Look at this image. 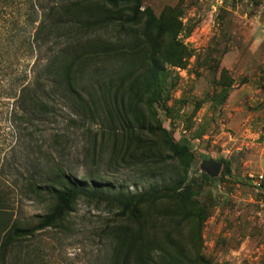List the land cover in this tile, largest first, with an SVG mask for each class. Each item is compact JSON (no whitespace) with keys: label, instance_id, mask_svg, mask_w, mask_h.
I'll return each instance as SVG.
<instances>
[{"label":"rangeland","instance_id":"1","mask_svg":"<svg viewBox=\"0 0 264 264\" xmlns=\"http://www.w3.org/2000/svg\"><path fill=\"white\" fill-rule=\"evenodd\" d=\"M60 1L0 0V231L20 230L0 264H135L147 251L181 264H264V0L141 4L183 52L165 66L167 93L142 113L189 146L198 193L145 203L138 217L80 197L43 225L54 204L44 186L58 171L125 192L180 174L161 133L107 132L52 93L61 41L38 28Z\"/></svg>","mask_w":264,"mask_h":264},{"label":"trees","instance_id":"2","mask_svg":"<svg viewBox=\"0 0 264 264\" xmlns=\"http://www.w3.org/2000/svg\"><path fill=\"white\" fill-rule=\"evenodd\" d=\"M142 2L61 0L52 6L47 23L42 21L38 28V32L45 30L47 36L61 41L48 66L51 91L68 101L82 118L105 126L107 132H120L126 138L134 132L161 133L164 146L178 161L180 174L148 184L141 191L125 192L94 181L87 186L64 170L58 171L44 186L54 204L48 214L40 217L43 225L60 219L80 197L115 207L122 216L138 217L145 203L168 197L192 199L198 193L187 183L192 160L189 146L175 141L161 124L147 122L142 113L144 105H152L167 93L166 64L178 65L183 57L178 42L165 40V30L157 23L152 10L141 9ZM121 4L128 5L129 13H122L118 8ZM141 16L145 20L137 28ZM104 149H99L102 158ZM127 159L140 160L133 154L127 155ZM19 231L5 227L0 231L1 262ZM121 242L117 239V251ZM131 249L127 246L124 253L127 255ZM150 255L149 251L140 254L135 264H181L167 256L155 260Z\"/></svg>","mask_w":264,"mask_h":264},{"label":"water","instance_id":"3","mask_svg":"<svg viewBox=\"0 0 264 264\" xmlns=\"http://www.w3.org/2000/svg\"><path fill=\"white\" fill-rule=\"evenodd\" d=\"M209 171L212 175H216L219 172L221 164L215 161L208 162Z\"/></svg>","mask_w":264,"mask_h":264}]
</instances>
